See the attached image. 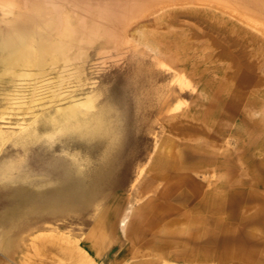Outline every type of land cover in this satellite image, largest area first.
Here are the masks:
<instances>
[{
    "label": "rangeland",
    "instance_id": "obj_1",
    "mask_svg": "<svg viewBox=\"0 0 264 264\" xmlns=\"http://www.w3.org/2000/svg\"><path fill=\"white\" fill-rule=\"evenodd\" d=\"M196 20L178 13L173 34H150L151 28L130 34L129 52L104 66L88 53L85 75L103 91L95 105L110 109L114 140L49 134L40 122L37 136L15 143L31 111L48 114L53 104L78 98L92 85H58V68L36 84L31 78L0 81V264H264V83L250 80L260 75L256 63L229 66L233 56L248 64L238 34H188V26L203 28ZM163 43L170 44L165 54L158 49ZM177 45L189 54H176ZM245 49L254 53L257 46ZM173 68L190 82L179 87ZM100 174L104 181L96 180ZM182 189L188 197L178 201ZM19 190L28 193L20 197ZM152 212L165 218V233H158L165 237L156 239L171 245L164 256L177 248H185L186 257V247L204 249V242L190 246L196 230L200 240L212 236L205 244L211 259L161 258L151 241L140 243L139 234L157 219Z\"/></svg>",
    "mask_w": 264,
    "mask_h": 264
},
{
    "label": "bare ground",
    "instance_id": "obj_2",
    "mask_svg": "<svg viewBox=\"0 0 264 264\" xmlns=\"http://www.w3.org/2000/svg\"><path fill=\"white\" fill-rule=\"evenodd\" d=\"M178 13L200 20L205 25L202 26L203 28L188 26V34H220L221 32V34H238L236 40L242 41L239 42L241 44L240 55L243 54L248 64L238 63L237 57L232 55L233 57L227 60L229 66L241 69L242 66L250 68L256 63L260 75L250 80L256 81L257 84L264 83V0H0V81L8 78L14 83H19L31 78L29 80H33L36 84L35 81L47 76L50 70L58 68L60 71L56 84L63 85L64 82L73 80L79 83V87L88 83L92 85L90 90L78 98H73L64 104H58V102L57 105L53 104L54 109L48 114L45 113L47 115L43 114V111L41 113L31 111L32 121L24 127L26 133L20 136L15 143L25 145L29 138L37 136L36 133L39 130L35 127L40 122L51 128L52 132L49 134L58 132L64 135H75L87 141L106 137L110 140L116 139V131L113 129L108 114L110 109L95 105L103 91L95 88V82H89V78L85 75V66L89 61L88 53L93 51L97 60H100L98 63L102 66L105 65L102 63L106 60L116 61L129 52L132 46L130 34H147L148 28H151L149 29L150 34H173L171 30L175 27L173 19ZM162 29L164 32L157 33ZM150 37L146 38L147 42L154 38ZM243 42L252 48L257 46L256 52L246 50ZM144 44L146 46L147 43ZM169 45L163 43L161 47L158 46V49L165 54L168 51L163 48H170ZM175 47L176 54L180 53L184 56L189 54L186 47L182 45ZM151 50L154 51V49ZM220 50L216 52L217 59L215 60L217 61L221 60L223 54L222 48ZM248 54L251 60L245 57ZM178 59L179 56H176L175 60L178 61ZM205 62L207 61L203 60L200 63L204 65ZM173 70L175 71L173 79L179 83V87H183L180 86L182 83L190 82L182 74L183 72H179L177 68ZM225 75L228 77L227 74ZM235 75L233 74V78L236 77ZM238 78L241 81L246 80L243 76H237L235 79ZM54 94V96L58 95L55 92ZM70 95H72L71 91ZM32 100L30 102L33 103L36 99ZM165 105L163 102L161 108L163 109ZM33 106L35 105L25 107L24 113ZM5 109H2L1 114ZM8 138L10 136H7L5 140ZM103 175H98L96 180L102 181ZM64 191L66 197L70 196L71 191L68 188ZM27 193L24 190L16 192L20 197ZM187 197L184 195V199ZM20 202L22 203L19 201L18 205L23 206ZM61 205L64 206V203ZM150 223L149 227L154 224L153 221ZM183 255H186L185 251Z\"/></svg>",
    "mask_w": 264,
    "mask_h": 264
},
{
    "label": "crops",
    "instance_id": "obj_3",
    "mask_svg": "<svg viewBox=\"0 0 264 264\" xmlns=\"http://www.w3.org/2000/svg\"><path fill=\"white\" fill-rule=\"evenodd\" d=\"M180 186H181V184H180ZM179 186V187H180ZM178 187V186H177ZM178 187V188H179ZM181 188V187H180ZM184 195H185V193H184V191H183V189H182V191L180 190V191H178V193H177V195H176V199L178 200V201H184L185 199H184ZM153 208V207H152ZM157 213H158V211H157ZM152 215H156L157 216V219H156V221H155V223L153 224V226L154 227H152V226H150V227H148V225H146V228H147V230L148 229H150V231L148 230V231H142L141 232V234H139V241H143V242H140V243H144V242H146V241H151V243L152 244H150L153 248H155L156 250H159V251H162V254H161V258H169V259H175V260H177V259H179V260H181L182 262H188V261H190V262H201V261H208V260H210L211 259V253H208V254H205L206 253V249H207V247H206V242H208L209 240H211V238H212V236L211 235H209V234H204L202 237H204L203 239H205V240H200V232L201 231H196V230H193L194 231V234H191L190 236H192V238H193V240H194V243L192 244H190V246H192V245H197V243L198 242H204L203 243V245H204V249H202V247L203 246H201L200 248H199V246H196V248H190V247H186V251H189V255H187V257L185 256V255H183V253H184V249L185 248H183V249H178L177 248V250H175V251H169V252H167L166 253V255L164 256V254H165V249L166 248H169V246H171V245H167V244H158L159 242H156L158 239H163V237H165V236H159V232H162L161 231V229H160V227H161V225H162V223L164 222V215L163 214H161V213H159V214H155V213H151ZM155 220V218L154 217H152V221H154ZM174 218H172L171 219V221H173L174 222ZM171 221L167 224L168 226H170L169 224H171ZM208 222H209V220H208ZM147 224V223H146ZM160 224V225H159ZM166 225V226H167ZM172 225V224H171ZM205 230H207V228H205ZM147 232H149V234H147ZM153 232V233H152ZM162 233H165V232H162ZM149 236V237H148ZM190 236H188V238H189V240H190ZM147 237V238H146ZM143 239V240H142ZM157 239V240H156ZM188 240V239H187ZM188 240V241H189ZM202 245V244H201ZM146 246V245H145ZM144 246V247H145ZM190 248V249H189ZM211 250H210V247H208V252H210ZM189 258V259H188ZM139 264H158V263H156V262H153L152 260H148V261H146V262H142V263H139Z\"/></svg>",
    "mask_w": 264,
    "mask_h": 264
}]
</instances>
